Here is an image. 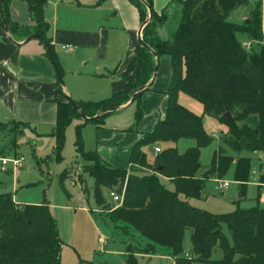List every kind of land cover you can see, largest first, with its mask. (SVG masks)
Here are the masks:
<instances>
[{
  "label": "trees",
  "instance_id": "obj_1",
  "mask_svg": "<svg viewBox=\"0 0 264 264\" xmlns=\"http://www.w3.org/2000/svg\"><path fill=\"white\" fill-rule=\"evenodd\" d=\"M24 1L33 27L14 22L10 15L12 0H3L10 35L27 38L39 34L52 50L63 74L49 35L52 25L45 17L48 0ZM130 1L144 23L149 17L147 7L140 0ZM146 2L153 10V18L143 29V39L160 58L165 55L171 58L169 86L162 92L167 97L166 111L150 130H140L138 125L144 117L142 98L147 92L155 91L154 86L137 94L135 125L128 131L135 132L139 138L131 149L129 162L149 171L144 174L112 166L98 150L86 151L82 125L77 126L76 151L87 162L81 168L78 181L87 200L90 192L85 178L95 183L93 196L97 210L92 209L91 213L100 216L108 210L103 220L131 235L127 244L129 264H135L138 254L171 257L175 264H264V208L259 203L251 208L238 207L230 213L216 214L190 202L203 196L207 181L224 178L233 163L236 164L234 179L244 194L251 159L242 154L264 152L261 3L252 8L247 20L237 24L228 18L248 0H174L181 7V17L172 37L161 39L157 28L168 20L166 7L159 13L154 9V0ZM0 26L4 27L1 17ZM245 41L253 46L251 41H259L262 45L249 50L244 46ZM46 55L51 60L47 49ZM156 64L154 54L138 44L123 73L126 77L133 73L135 76L125 88L99 101L75 100L80 111L87 117L98 115L94 122L101 128L103 119L114 113L109 110L126 105L139 88L150 83ZM181 94L198 101L203 106V115L182 105ZM227 112L232 119L226 116ZM205 115L226 125L228 132L222 137L226 147L221 146L215 152L211 168L202 173L201 150L214 140L205 130ZM76 116L81 118L67 99L58 103L52 132L56 139L53 156L57 160L63 159L66 131ZM28 129L33 130L31 125L17 120L0 122V158H8L9 150L17 155L19 139ZM183 139L194 140L196 145L179 153L175 146ZM163 143L169 145L160 148ZM148 145L161 149L153 163L144 152ZM228 149L235 155H230ZM68 173L61 175L62 181ZM164 179L169 180L172 188ZM103 189L122 196V201L114 205L106 203ZM189 230L194 254L184 249ZM216 247L222 251L220 259L212 258ZM61 249L57 220L49 203L22 205L14 200L11 192L0 193V264H62Z\"/></svg>",
  "mask_w": 264,
  "mask_h": 264
},
{
  "label": "rangeland",
  "instance_id": "obj_2",
  "mask_svg": "<svg viewBox=\"0 0 264 264\" xmlns=\"http://www.w3.org/2000/svg\"><path fill=\"white\" fill-rule=\"evenodd\" d=\"M96 1H93V3L96 4ZM112 1L102 0L98 6H95L97 9L94 10L93 8L81 9L77 7L76 0H63L58 8L56 7L57 0H48L46 17L52 25L51 34H53L54 28L57 26V22L55 21L57 18H59V27L64 23L71 27L77 25L93 26V24H100L101 22L110 25L112 21L115 26L119 18L111 10ZM162 2L166 5L165 11L168 15V20L164 25L157 28V32L160 38L170 39L177 29L181 17V7L174 0H162ZM259 3H261L262 23L264 26V0H254V2L242 4L230 14L228 20L237 24L243 23L249 18L252 8ZM132 7H134V10L135 8L137 10L134 4H132ZM25 12L28 13L27 10ZM135 13H138V11ZM126 39L127 36L124 38L123 31L121 35L112 34L110 39V54L113 53L115 48L126 46ZM251 42L254 43V46L251 44L248 48L249 50L251 48H254V50L259 49L262 45L259 41ZM56 52L60 60L67 58L61 48H57ZM124 56V54L121 55L122 61L124 60ZM85 57V62L89 61V63L87 65L84 63L79 64L81 69L70 68L72 64L63 66L64 70H66L62 74L64 89L75 100H102L104 98V91L109 90L108 87L111 80L109 81L104 77L101 78L100 75H92L101 74L102 72L99 70L103 66L104 68L113 69L117 64H120V60L109 58L107 61H104V57L99 58L95 52H86ZM158 74L159 79L154 86L157 89V100L154 101L152 99L149 102V111H146L147 107H142L144 117L138 125L140 130L154 118L155 110H165L162 91L167 89L171 78L170 56L165 55L160 58ZM179 101L190 110L195 109L197 112H200L199 115H203V106L198 101L185 94H181ZM135 116L136 105L134 104L123 112H114L107 115L103 119L101 128H98V124L95 122H84L81 118L74 117L66 131L62 160H57L53 156L56 139L52 135L51 130L43 131L44 129L37 128L33 124V130L36 132L28 129L20 137L19 146L16 151L17 155H15L14 150H9L8 158L11 160L21 159L22 166H15L12 161L9 163L7 170L2 172L0 176V193L11 192L14 200L22 205L49 203L51 213L57 220L59 236L62 241V264H129L130 255L127 252V244L129 242L128 237L131 235L124 234L120 229L116 230L114 225H109L103 220L108 210L103 211L100 216L98 213H91L92 209L94 211L97 210L93 196L95 183L93 179L85 178V186L90 192V197L87 200L78 181L81 168L87 162L81 156H78L75 143L78 133L77 126L82 125L81 136L84 149L86 151H101L103 148L101 154L106 160L112 158L113 164L116 166L121 165L123 161L126 160L125 162H127L128 160L124 145H130L135 141L136 133L128 131L135 125ZM0 120H2L0 122H3L4 119ZM204 127L207 133L214 138L209 146L201 150L200 156L202 170H209L212 166L215 152L221 146L226 147L222 137L227 134L228 128L217 119L206 115L204 116ZM168 145V143H163L160 145V148H165ZM195 145L196 142L194 140L183 139L175 147L179 153H184L188 148ZM144 152L151 163L158 156L156 148L151 145L146 146ZM228 152L230 155H235L230 149H228ZM242 156L251 159L250 176L244 194H241V187L234 179L236 164L233 163L224 175V178H215L216 181L215 179L207 181L203 196L200 199H191V204L216 214L230 213L238 207L242 209L251 208L257 203H259L260 207L264 208V201L261 199L264 196V185L260 186L261 166L264 168V152H243ZM66 171L69 172L68 177L62 181L61 175ZM218 179L229 182L230 186L226 189L218 190ZM164 182L172 188L169 180L164 179ZM103 198L110 205L117 203L112 192L108 189H103ZM190 237L191 230L186 233L184 249L186 252L194 254ZM221 257L222 251L219 247H216L212 258L220 259ZM134 262L135 264H175L171 257L162 255L149 256L138 254L135 255ZM193 264L201 263L194 262Z\"/></svg>",
  "mask_w": 264,
  "mask_h": 264
},
{
  "label": "crops",
  "instance_id": "obj_3",
  "mask_svg": "<svg viewBox=\"0 0 264 264\" xmlns=\"http://www.w3.org/2000/svg\"><path fill=\"white\" fill-rule=\"evenodd\" d=\"M59 1L60 0H57L56 2L57 8L63 0H61V2ZM80 1L81 0H76L77 7L81 9L93 8L96 10L97 7L95 6H98L102 0ZM93 1H96L97 3L95 4ZM131 3L132 2L130 0L112 1L111 10H113V14L119 18L115 26L113 25L114 22L112 21V24L110 25L101 22L100 24H93V26L77 25L71 27L69 25H65L64 23L59 27V18H57V20H55L57 22V26L54 28L53 34H51V31L49 34L52 38L55 52L57 48H61L64 54L67 56V58H62V60H60L56 52L57 61L62 71L66 72L63 67L66 64H72V67L70 66L72 69H81L79 64L82 63L87 65L89 61L85 62L86 52H95L99 58L104 57V61H107L109 58L120 60V64H117L113 69H109L108 67L104 68L103 65H100L103 66L100 67L99 70L102 73L92 75H100L101 78L104 77L109 81L111 80V83L108 87L109 90L104 91V98H107L123 90L129 80L135 76L134 73L130 74L128 77L123 75L135 54L136 47L139 44V31L142 25L141 20L138 17L139 13H135L138 11V9L136 10L135 8L134 10V7H132L133 3ZM153 4L155 11L159 13L166 7L162 0H154ZM25 10H27L28 13H26ZM10 15L11 19L20 25H25L28 27L34 26L28 5L24 0H12L10 6ZM122 31L124 38L127 36L125 41L126 46H119L115 48L112 54H110L111 35H121ZM12 38L15 42L8 38L4 27L0 26V119H4L3 122L17 120L27 123L31 126L33 124L37 128L44 129L43 131L51 130L52 133L56 125L58 103L66 100L64 94H68L71 97L72 95L66 89H60L54 66L49 57L46 55L45 46L40 39H33L27 44H23V41L26 38L13 36ZM123 54L125 56L124 60L122 61L121 55ZM158 76L155 84L159 79ZM156 93L157 89L152 92H147L143 96L142 107H147L146 111L150 110L148 107L149 102L152 99H154V101L157 100ZM163 96V100L165 101V110H155L154 118L149 121L148 124L145 125V127L141 130H150L155 125L159 117L165 113L167 107V97L164 94ZM128 107H126L124 110H126ZM124 110L117 113L123 112ZM192 110L197 114H200V112H197L195 109ZM138 138L139 136L136 134L134 139L135 141L132 144L127 146L124 145L125 154L128 158L127 162H125V160L121 165L117 166L113 164L114 162L112 163V158H108L110 159L108 162L110 161L112 166L123 168L133 173L144 174L149 172L148 170L136 165H132L129 162L131 149ZM102 150L98 151L102 153ZM261 170L262 173L260 176V186H263L264 180L261 179L262 175H264L263 166H261ZM204 171L206 170H202V173ZM213 176L214 175H212V177ZM214 179L215 178L212 180ZM168 187L171 188L170 185ZM261 199L264 201V196H262Z\"/></svg>",
  "mask_w": 264,
  "mask_h": 264
},
{
  "label": "water",
  "instance_id": "obj_4",
  "mask_svg": "<svg viewBox=\"0 0 264 264\" xmlns=\"http://www.w3.org/2000/svg\"><path fill=\"white\" fill-rule=\"evenodd\" d=\"M140 1L147 7V9L149 11V17L141 25V28H140V31H139V44L141 46H143V47L148 48L154 54V56L157 59V64L155 66L154 73H153V77H152L150 83H148L144 87L139 88V90L132 96L131 100L127 103L126 106H121L120 108H117V109H111V110H109V112H119V111L124 110L126 107L133 105L135 103V101H136L137 94L139 92L144 91L147 88H152L155 85V82H156V79H157V76H158V71H159V67H160V56L154 50H152V48L144 41V39H143V33H142L144 27L152 21V18H153V10L150 8V6L146 2V0H140ZM2 5H3V0H0V17H1L2 22L4 24V29H5V32H6L7 36H8V38L11 41H14V39L12 38V36L9 33V25H8L7 20H6V17H5V14H4L3 6ZM33 39H42L43 40V38L39 34H32V35L28 36L23 41V44H27L28 42H30ZM43 41H44L45 47L47 49V52H48V54H49V56L51 58V62L53 64V66H54V70L56 72V75L58 76L59 85H60L61 88H64V79H63V76H62V74H61L58 66L56 65V60L54 59V55L52 53V50L50 49V47L48 46V44L45 42V40H43ZM64 95H65V98L73 105L74 109H76L79 112L80 117L84 121L93 122V121L97 120L98 115H96L94 117H87L86 114H84L83 112L80 111V107L76 103L75 99H73L68 94H64ZM226 116L229 117L230 119H232V115H231L230 112H227L226 113Z\"/></svg>",
  "mask_w": 264,
  "mask_h": 264
},
{
  "label": "built area",
  "instance_id": "obj_5",
  "mask_svg": "<svg viewBox=\"0 0 264 264\" xmlns=\"http://www.w3.org/2000/svg\"><path fill=\"white\" fill-rule=\"evenodd\" d=\"M249 2H254V0H248ZM244 46L246 48H249L251 46L250 42L249 41H245L244 42ZM156 151L157 152H160L161 149L160 148H156ZM13 162L15 164V166H22V161L21 159H9V158H0V162H1V169H0V176H1V173L4 172L6 170V167L9 165L10 162ZM230 186V183L227 182V181H224V180H220L218 179L217 180V189L218 190H223V189H226ZM114 199L116 202H120L122 201V196L116 194V193H112Z\"/></svg>",
  "mask_w": 264,
  "mask_h": 264
}]
</instances>
